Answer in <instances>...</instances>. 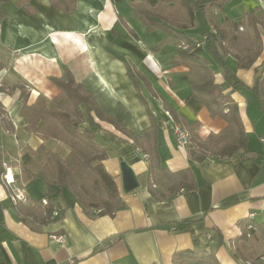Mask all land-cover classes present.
I'll return each mask as SVG.
<instances>
[{"label": "crops", "instance_id": "obj_1", "mask_svg": "<svg viewBox=\"0 0 264 264\" xmlns=\"http://www.w3.org/2000/svg\"><path fill=\"white\" fill-rule=\"evenodd\" d=\"M132 1L78 0L73 14L55 8L49 0H32L29 10L18 6L19 0L3 5L0 86L6 93L0 96L5 111L0 117V148L5 174L13 175L26 204L44 201L45 182L29 179L24 172L34 161L31 151L46 145L66 158L69 149L59 140L45 141L27 129L20 87L30 93V104L40 95L51 100L60 92L51 79L62 78L68 68L123 127L146 131L155 121L161 163L172 172L193 167L196 188L157 200L147 186L144 155L112 124L95 118L100 125L96 142L107 154L104 166L119 185L124 208L114 216H100L74 204V197L66 192L71 205L59 200L55 209L59 214L52 216L56 221L25 222L17 215L10 200L12 190L1 177L0 264H173L174 255L185 250L214 252L220 264L246 263L236 252L235 239L246 224L264 223V115L252 90L257 76L264 74L259 68L264 64V0H229L223 10L213 13L228 31L223 42L226 52L219 60L208 53L202 35L211 30L210 13L199 15L196 26L188 31L198 43L193 54L208 59L216 84L237 103L248 137V154L209 157L201 163L181 145L164 105L187 123H196L202 140L218 136L227 123L190 98L189 69L172 64L175 42L160 31L149 33L135 15ZM252 13L258 37L251 26ZM247 50H260L261 55L252 68H239V59L247 60ZM127 66L148 81L149 87L139 80V88L152 116ZM227 71L239 80L237 88L227 84ZM82 127L88 129L89 122ZM122 162L140 183L129 194L121 187ZM216 233L222 236L221 244Z\"/></svg>", "mask_w": 264, "mask_h": 264}, {"label": "trees", "instance_id": "obj_2", "mask_svg": "<svg viewBox=\"0 0 264 264\" xmlns=\"http://www.w3.org/2000/svg\"><path fill=\"white\" fill-rule=\"evenodd\" d=\"M11 1L0 0V22L5 18L3 5ZM77 1L49 0L55 8L66 14L75 12ZM158 1V4L151 5L146 0H133L131 7L149 33L160 31L175 42L176 58L172 64L189 69L190 98L207 107L211 116H218L227 123V127L218 136L202 140L196 134V123H187L165 104L167 112L173 118L172 129L178 126L188 134L186 148L190 158L197 163L209 157L225 159L239 153L248 154V137L238 105L230 94H224L222 88L216 84L214 70L208 59L193 54L197 40L191 39L188 34V31L196 26L199 15L210 13L212 15L211 30L205 31L202 35L206 37L208 53L219 60L226 52L223 42L228 37V31L224 24L218 22L213 13L223 10L229 0ZM31 2L32 0H19L18 6L29 10ZM254 15V13L251 15L253 19ZM254 20L251 26L258 37V23L256 18ZM246 53H249L246 56L247 60L239 59V68H252L261 55L260 50H247ZM259 68L264 70V64ZM127 70L137 86L139 98L145 103L152 116L139 88V80H143L149 87L148 81L135 68L127 66ZM226 80L233 89L240 84L230 71L226 72ZM51 81L59 89V94L51 100L40 95L31 104L29 103L30 93L25 86L20 87L23 114L28 122L29 131L40 135L45 141L59 140L69 149V154L63 158L46 145L31 151L34 161L29 167L24 168V172L29 179L43 180L47 186V192L44 201L40 204L19 202L14 205L17 215L23 221L45 225L56 221L52 219V216L58 208L59 200L63 199L67 207L71 205L66 198V192L72 194L74 204L77 203L85 211L97 212L100 216H114L124 208L119 185L104 166L107 154L96 142L95 133L100 125L95 118L112 124L128 137L133 147L144 155L148 163L147 186L157 200L172 199L180 192L196 188L193 167L172 172L161 163L158 151V125L155 121L146 131L123 127L103 111L94 97L75 80L68 68H65L62 78H52ZM252 90L260 99V109L264 115V74L257 76ZM5 93L6 90L0 86V96ZM4 113L0 102V117ZM87 121L89 128L83 129L82 125ZM4 174L3 150L0 148V178ZM174 231L177 229L175 228ZM215 237L221 244V234L216 233ZM235 244L236 252L246 263L261 264L260 257L264 255V223L255 225V229L250 231H247L245 225L242 234L235 239ZM173 264L220 263L214 252L206 254L185 250L174 255Z\"/></svg>", "mask_w": 264, "mask_h": 264}, {"label": "built area", "instance_id": "obj_3", "mask_svg": "<svg viewBox=\"0 0 264 264\" xmlns=\"http://www.w3.org/2000/svg\"><path fill=\"white\" fill-rule=\"evenodd\" d=\"M204 40L206 42V37H204ZM168 118H169L170 122H173V118L169 113H168ZM173 131H174L175 135L177 136V138L179 139L181 145L186 147L188 134L178 126L174 127ZM263 141H264V139H263ZM2 180L12 190L10 200L14 205H16L19 202L20 203H27L28 200H27L26 196L17 187H15V179H14L13 175H11L9 172H7L6 174H4L2 176ZM58 214H59L58 210H55L53 213V217H57ZM249 218L253 219V215H251ZM246 229H247V231L253 230V229H255V225L253 223H248L246 225ZM259 262L261 264H264V255H262L260 257ZM245 264H253V263L247 262Z\"/></svg>", "mask_w": 264, "mask_h": 264}, {"label": "water", "instance_id": "obj_4", "mask_svg": "<svg viewBox=\"0 0 264 264\" xmlns=\"http://www.w3.org/2000/svg\"><path fill=\"white\" fill-rule=\"evenodd\" d=\"M121 172V187L124 193L129 194L139 188L138 178L129 165L122 162Z\"/></svg>", "mask_w": 264, "mask_h": 264}, {"label": "rangeland", "instance_id": "obj_5", "mask_svg": "<svg viewBox=\"0 0 264 264\" xmlns=\"http://www.w3.org/2000/svg\"><path fill=\"white\" fill-rule=\"evenodd\" d=\"M247 225V224H246Z\"/></svg>", "mask_w": 264, "mask_h": 264}]
</instances>
